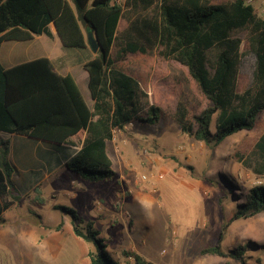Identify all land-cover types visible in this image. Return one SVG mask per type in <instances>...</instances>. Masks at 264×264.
<instances>
[{
  "label": "trees",
  "instance_id": "trees-1",
  "mask_svg": "<svg viewBox=\"0 0 264 264\" xmlns=\"http://www.w3.org/2000/svg\"><path fill=\"white\" fill-rule=\"evenodd\" d=\"M51 25L67 47H86L88 32L96 39L98 51L82 64L92 105L73 76L58 72L46 56L7 68L0 63V132L76 147L64 166L86 181L115 175L107 143L134 120L168 116L183 132L216 146L251 130L264 111V19L245 0H0V43L52 36ZM245 51L253 54L248 72ZM168 63L183 72L198 106L166 78ZM8 147L9 139H0V220L18 199ZM256 147L264 158V133ZM232 196H225L234 202L228 220L200 253L249 264L248 243L223 250L222 241L231 221L264 210V184ZM67 211L74 235L91 245L89 264H117L94 220ZM123 254L132 264H156L135 251Z\"/></svg>",
  "mask_w": 264,
  "mask_h": 264
},
{
  "label": "rangeland",
  "instance_id": "rangeland-1",
  "mask_svg": "<svg viewBox=\"0 0 264 264\" xmlns=\"http://www.w3.org/2000/svg\"><path fill=\"white\" fill-rule=\"evenodd\" d=\"M263 1L252 4L259 11ZM86 40L84 48L67 47L57 36L36 35L29 43L38 52L27 58L49 55L60 72L66 69L75 78L91 107L82 63L96 53L87 34ZM243 60L248 72L253 54L245 51ZM166 78L198 106L177 65L167 64ZM147 90L150 96V84ZM263 133L264 111L251 130L235 132L216 146L183 132L168 116L155 123L134 120L115 130L107 143L115 175L97 182L86 181L64 166L76 148L48 143L43 150L40 142L17 136V142L27 143L29 154L21 153L22 148L11 158L6 156L11 190L18 199L1 215L0 264H89L91 245L74 235L67 207L94 220L117 264L133 263L123 250L138 252L156 264H239L200 250L215 241L231 214L234 202L226 194L232 198L233 192L264 184V158L256 147ZM37 145L41 162L35 154ZM247 243L249 264H264V210L231 221L222 249Z\"/></svg>",
  "mask_w": 264,
  "mask_h": 264
},
{
  "label": "crops",
  "instance_id": "crops-1",
  "mask_svg": "<svg viewBox=\"0 0 264 264\" xmlns=\"http://www.w3.org/2000/svg\"><path fill=\"white\" fill-rule=\"evenodd\" d=\"M51 30H52V33H53L51 37L57 36L56 33H55V28H54L53 25H51ZM35 36L36 35H34L29 40H13L14 42H11V43H8V44H6V42L12 41V40L2 41L0 43V63L2 64V66L5 67V68H7V67L13 66L15 64H18V63H21V62L30 60V59L27 58L28 55L34 54V53H37L38 52V50L34 48L33 44L29 43V42H31V40L33 41L35 39ZM44 56L48 57L51 60V62L53 63V61H52V59H51V57L49 55H44ZM53 65H54V63H53ZM54 67H55V65H54ZM56 70H58V69L56 68ZM58 72H60V71L58 70ZM60 73L65 74V73H69V72L66 69H64L63 71L61 70ZM86 85H87V82H86ZM83 97L85 99V96H83ZM0 134H1V137L2 138H8L9 139L8 156H10V158H11V155L15 151H17V152L18 151H21L22 148L24 149V152H21V153H23L24 155L29 154V151L26 150L27 143L25 141H23V140H19L18 142L16 141L17 138H18L17 136H20V138H22L23 135H18V134H14V133L13 134H9V133H4V132H2ZM24 137H26V139H24V140H31L32 139V140H36L37 142H40L42 144V146L40 148H42L43 150L45 149V147L46 148L48 147V145H47L48 143L45 142V141L33 139V138H30V137H27V136H24ZM40 143H38V144H40ZM38 146L39 145H37L36 153L35 154H36V158H38L37 161H40L41 162L40 159H42V157L40 156V158H39V155L37 156ZM70 147L76 148L74 146H70ZM107 154H108V152H107ZM108 157H109V155H108ZM109 159H110V157H109ZM111 164H112V161H111ZM40 166H41V164H40ZM49 171H50V169H47L46 172L48 173Z\"/></svg>",
  "mask_w": 264,
  "mask_h": 264
},
{
  "label": "water",
  "instance_id": "water-1",
  "mask_svg": "<svg viewBox=\"0 0 264 264\" xmlns=\"http://www.w3.org/2000/svg\"><path fill=\"white\" fill-rule=\"evenodd\" d=\"M87 39H88L89 45L91 46L93 51L96 53L98 51V44L96 42V39L93 37L92 33L90 32L87 33Z\"/></svg>",
  "mask_w": 264,
  "mask_h": 264
},
{
  "label": "built area",
  "instance_id": "built-area-1",
  "mask_svg": "<svg viewBox=\"0 0 264 264\" xmlns=\"http://www.w3.org/2000/svg\"><path fill=\"white\" fill-rule=\"evenodd\" d=\"M116 3H122L124 0H113ZM255 0H246L247 3H253ZM260 16L264 19V1L259 10Z\"/></svg>",
  "mask_w": 264,
  "mask_h": 264
}]
</instances>
